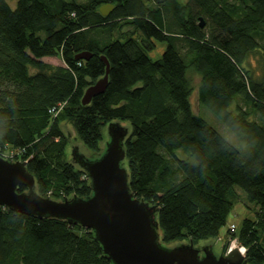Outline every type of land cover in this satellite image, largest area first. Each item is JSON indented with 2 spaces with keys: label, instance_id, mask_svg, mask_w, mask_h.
<instances>
[{
  "label": "trees",
  "instance_id": "trees-1",
  "mask_svg": "<svg viewBox=\"0 0 264 264\" xmlns=\"http://www.w3.org/2000/svg\"><path fill=\"white\" fill-rule=\"evenodd\" d=\"M104 4H112L105 15ZM124 24L137 36L113 38ZM155 40L166 46L151 59ZM81 51L91 56L76 59ZM256 52L259 73L249 61ZM103 56L106 88L82 104L105 73ZM190 70L200 77L198 102L243 147L193 111ZM63 119L95 152L109 122L129 123L122 165L133 194L155 206L162 244L217 237L238 186L254 216L225 234L247 264H264V0H17L14 8L0 0V150L25 161L37 193L57 200L92 191L67 158ZM0 264L112 262L91 229L0 205Z\"/></svg>",
  "mask_w": 264,
  "mask_h": 264
},
{
  "label": "water",
  "instance_id": "water-1",
  "mask_svg": "<svg viewBox=\"0 0 264 264\" xmlns=\"http://www.w3.org/2000/svg\"><path fill=\"white\" fill-rule=\"evenodd\" d=\"M111 8L112 4H104L100 12L105 15ZM90 56L89 51H81L75 58ZM102 59L105 73L84 89L82 104H88L106 88L109 62L104 56ZM107 133L108 140L96 156L93 152L84 155L77 144H71L70 159L86 171L91 194L63 200L41 196L35 190V178L27 170L25 161L0 156V205L40 218L66 219L91 229L112 264H247L239 246L218 254L211 243L195 246L191 238L176 245L162 244L155 206L133 194L127 168L122 165L128 129L118 121H111L107 124ZM18 186L26 190L18 191Z\"/></svg>",
  "mask_w": 264,
  "mask_h": 264
},
{
  "label": "rangeland",
  "instance_id": "rangeland-1",
  "mask_svg": "<svg viewBox=\"0 0 264 264\" xmlns=\"http://www.w3.org/2000/svg\"><path fill=\"white\" fill-rule=\"evenodd\" d=\"M9 5L14 8L16 5L17 0H7ZM133 27L129 24H124L121 26L120 29L114 30L113 31V38H120L124 39L127 37L129 34L133 37L137 36L136 32H132ZM118 31V32H117ZM123 33H119V32ZM166 46V41L165 40H155V45L151 48L146 50L147 54L151 59H156L159 58L162 51L164 50ZM260 55L259 53H254L249 57L250 61V67L254 70L255 73H259L261 71L262 67V61L259 60ZM42 60L47 61L52 64H63V61L61 58L57 56H45L42 57ZM189 77L191 79L192 85H193V91L190 96L191 104H192V109L195 113L199 114L201 117H203L210 125H212L215 129H217L227 140H229L232 144H234L237 147H243L244 145L239 142L237 136H235L208 108L205 106L201 105L198 100H197V87L199 84V74L196 72L190 70L189 71ZM239 101L241 102V98L237 97L235 102L232 104V108H235V103ZM252 117V116H251ZM121 125L126 127L129 131L130 125L126 121H118ZM60 128L62 131L68 136V144L66 146V155L69 160H71V154L70 148L71 144H77L78 150H80L84 155H89L92 152L94 153L93 155L96 156L99 151H101V148L104 147V142L105 140H108V133H107V125L103 128V138L99 142V151L95 152L93 150L88 149L76 136V133L74 131V128L72 124L67 120L63 119L60 121ZM178 156L184 157L185 155L181 151L176 152ZM235 192H236V197L233 199V206L232 209L227 217L226 224L223 225L219 231V235L215 238H209L205 240H200L197 243H194V245H204V244H209L211 243V246L213 249L217 251L218 254L220 252H226L227 248L230 246H239L237 240L235 238H231L230 234L226 235V230L230 223H233L235 225L236 231H238L242 218L244 217H253V207L254 205L250 202L247 201L245 193L242 192L238 186H235ZM248 204V206H247ZM234 229V230H235ZM232 231V230H231ZM228 240V242H227ZM187 240H182V241H173L168 243L167 245H176L179 242H186ZM188 242V241H187ZM227 242V243H226ZM226 245V246H225ZM224 247L222 249L221 247Z\"/></svg>",
  "mask_w": 264,
  "mask_h": 264
},
{
  "label": "built area",
  "instance_id": "built-area-1",
  "mask_svg": "<svg viewBox=\"0 0 264 264\" xmlns=\"http://www.w3.org/2000/svg\"><path fill=\"white\" fill-rule=\"evenodd\" d=\"M0 156L3 157V158H5V159H8V160L15 161V159H13L14 153H13L12 150H9V151H7V152H5V151H1V150H0ZM17 160H19V159H17ZM229 228H230V230L233 231V230L235 229V225H234L233 223H230ZM230 247H232V246H230ZM230 247H228L226 251H228V249H229ZM239 248H240L241 251L244 253L245 248H244L243 246H241V245H239Z\"/></svg>",
  "mask_w": 264,
  "mask_h": 264
},
{
  "label": "flooded vegetation",
  "instance_id": "flooded-vegetation-1",
  "mask_svg": "<svg viewBox=\"0 0 264 264\" xmlns=\"http://www.w3.org/2000/svg\"><path fill=\"white\" fill-rule=\"evenodd\" d=\"M199 248V247H198ZM199 254L202 255V250L201 248H199Z\"/></svg>",
  "mask_w": 264,
  "mask_h": 264
},
{
  "label": "bare ground",
  "instance_id": "bare-ground-1",
  "mask_svg": "<svg viewBox=\"0 0 264 264\" xmlns=\"http://www.w3.org/2000/svg\"><path fill=\"white\" fill-rule=\"evenodd\" d=\"M232 247H234V246H232ZM241 250V249H240Z\"/></svg>",
  "mask_w": 264,
  "mask_h": 264
}]
</instances>
